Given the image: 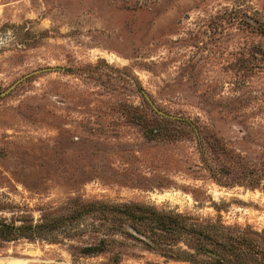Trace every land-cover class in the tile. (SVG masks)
Masks as SVG:
<instances>
[{
	"label": "rangeland",
	"instance_id": "rangeland-1",
	"mask_svg": "<svg viewBox=\"0 0 264 264\" xmlns=\"http://www.w3.org/2000/svg\"><path fill=\"white\" fill-rule=\"evenodd\" d=\"M0 222V264H264V0H0Z\"/></svg>",
	"mask_w": 264,
	"mask_h": 264
},
{
	"label": "trees",
	"instance_id": "trees-1",
	"mask_svg": "<svg viewBox=\"0 0 264 264\" xmlns=\"http://www.w3.org/2000/svg\"><path fill=\"white\" fill-rule=\"evenodd\" d=\"M169 232L171 231L165 228V235H163V237H168ZM21 234H22L21 227L10 226L7 225L6 223L0 222V238L4 240H12L18 238Z\"/></svg>",
	"mask_w": 264,
	"mask_h": 264
}]
</instances>
